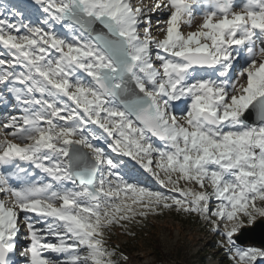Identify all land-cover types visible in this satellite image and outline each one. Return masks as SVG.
<instances>
[{
	"label": "snow or ice",
	"instance_id": "obj_1",
	"mask_svg": "<svg viewBox=\"0 0 264 264\" xmlns=\"http://www.w3.org/2000/svg\"><path fill=\"white\" fill-rule=\"evenodd\" d=\"M35 2L46 30L0 4V85L19 112L0 125V165L27 162L48 182L15 186L0 174V264H16L21 228L26 264H120L128 257L105 246V232L171 210L210 222L233 264L264 258V249L242 250L233 239L245 220L264 217V0ZM197 15L195 30L182 31ZM154 16L162 38L152 35ZM181 100L186 107L175 109ZM250 106L258 123L244 119ZM97 139L146 171L155 163L171 192L125 180Z\"/></svg>",
	"mask_w": 264,
	"mask_h": 264
},
{
	"label": "rangeland",
	"instance_id": "obj_2",
	"mask_svg": "<svg viewBox=\"0 0 264 264\" xmlns=\"http://www.w3.org/2000/svg\"><path fill=\"white\" fill-rule=\"evenodd\" d=\"M34 2L35 1L29 0H0V4L7 5L10 9L19 11L25 21H30L34 25L41 26L46 30L49 25L43 23L45 20V14L39 8V5ZM133 2H136V0H133ZM140 2L151 5L152 0H140ZM207 2L208 0H204V3ZM235 2L239 4L242 3L243 0H235ZM155 19L154 16L152 35L156 38H162L161 34L156 30ZM199 23L200 16L197 15L192 22V28L189 29L184 27L182 31L186 33L187 31L195 30L196 25ZM52 27L55 28L56 32L62 35L65 34V29L59 25H53ZM0 51H3V49L0 48ZM241 55H244L243 51L241 52ZM242 64L243 60L236 64V70L232 73L233 79L236 78V74L239 72L240 65ZM191 71L196 77L205 74V70L199 67H193ZM186 104V100L176 101L174 102L173 107L175 109H181L185 108ZM18 114L19 112L16 101L11 97L3 85H0V125H2L8 117ZM90 130L95 132L98 136H106V133H103V130L97 125H91ZM2 138L3 133H0V139ZM152 139L154 144L162 146V142L156 141L154 138ZM92 143L110 153L112 158L118 162L119 171L128 182L135 183L138 186L145 187L151 191H159L166 194L171 192L172 185H161L156 175L153 174L158 172L159 178L164 179L163 172L156 169L155 163L152 165V171H146L142 167L139 158L134 160L132 157L125 156L122 153H111L107 148L104 139L93 140ZM19 168L27 169L32 175L24 176L19 174ZM0 174H5L11 177L12 183L15 186H22V182L29 179L44 180L45 182H48L45 174L41 173L40 170L33 169L27 162L18 160L14 164L0 165ZM173 179H175V176ZM71 186L72 185H69V187ZM179 186L182 188H193L196 191L202 190L193 184H186L183 181H181ZM203 190L210 192L211 188L206 184L205 189ZM129 195H131V193H128L127 195L122 193L120 199H123L125 204L131 205V200L128 199ZM0 199H5L3 194H0ZM216 204L217 202L213 200L210 207L215 208ZM132 208L134 211H138L136 205H132ZM258 218L262 217L258 216L255 220ZM138 219L140 218L136 217V220ZM136 220H133L129 224L127 231L120 226H113L110 231L105 232L104 234L106 247L113 249V245L117 243L121 249L117 252V255L123 253L128 257L127 261L121 260L120 264H233V261L229 259L224 248L220 247V242L224 239L220 232L215 231L210 222L195 213L186 215L171 210L163 211L159 215L150 214L139 224L136 223ZM248 225L249 224L245 220L243 226ZM222 229L223 225H221V231ZM132 232H135L134 235L129 234ZM25 234L26 229L21 228L20 235L17 237L16 255L13 257L16 264H26V262L19 256L20 249L27 244ZM152 243L160 247L161 251L166 253L167 257L162 260L155 259L151 252ZM235 244L237 248L242 250L248 248L263 249L262 247L253 244H239L236 241ZM123 249H128V251ZM44 254L57 261L65 258L63 254H56L50 251L45 252ZM254 264H264V258H257Z\"/></svg>",
	"mask_w": 264,
	"mask_h": 264
},
{
	"label": "water",
	"instance_id": "obj_3",
	"mask_svg": "<svg viewBox=\"0 0 264 264\" xmlns=\"http://www.w3.org/2000/svg\"><path fill=\"white\" fill-rule=\"evenodd\" d=\"M244 119L246 122L251 124L258 123L260 119L258 108L250 106L244 115ZM154 139L159 141L156 138ZM84 151H87V149ZM234 239L239 244H253L264 249V218H258L251 225L242 226L241 229L234 235Z\"/></svg>",
	"mask_w": 264,
	"mask_h": 264
},
{
	"label": "trees",
	"instance_id": "obj_4",
	"mask_svg": "<svg viewBox=\"0 0 264 264\" xmlns=\"http://www.w3.org/2000/svg\"><path fill=\"white\" fill-rule=\"evenodd\" d=\"M135 232H132V233H135ZM113 246H114L113 249H116V252H118L119 250H121L120 247H119V245L117 243H115ZM151 246H152V251L151 252L154 255L155 259L162 260V259H164V258L167 257L166 253H163V251H161L160 247H158L157 245H155L153 243H152ZM123 250L128 251V249H123ZM131 252H132V249H131Z\"/></svg>",
	"mask_w": 264,
	"mask_h": 264
},
{
	"label": "bare ground",
	"instance_id": "obj_5",
	"mask_svg": "<svg viewBox=\"0 0 264 264\" xmlns=\"http://www.w3.org/2000/svg\"><path fill=\"white\" fill-rule=\"evenodd\" d=\"M34 3H36V2H34Z\"/></svg>",
	"mask_w": 264,
	"mask_h": 264
}]
</instances>
